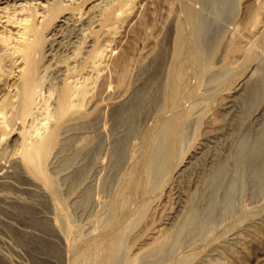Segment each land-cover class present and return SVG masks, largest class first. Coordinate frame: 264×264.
Wrapping results in <instances>:
<instances>
[{
	"label": "bare ground",
	"instance_id": "obj_1",
	"mask_svg": "<svg viewBox=\"0 0 264 264\" xmlns=\"http://www.w3.org/2000/svg\"><path fill=\"white\" fill-rule=\"evenodd\" d=\"M68 1L50 2L41 20L30 6L32 19L13 47L16 58L7 52L10 42L5 47L0 43V71L15 74L10 80L15 92L0 105V146L4 126L18 125L12 153L5 158L8 154L4 157L0 151V228L21 245L35 246L33 264H231L238 249L257 236L253 226L264 221V202L257 203L264 196V5L245 0V13L238 19V0H200V9L195 0H178L183 14L171 20L168 66L161 57L153 59L138 77L133 74L130 87L118 84L113 94L102 89L92 106L82 110L78 99L85 87L77 77L88 67L86 61L99 59V53L92 55L88 48L86 61L74 64L76 68L55 61L61 88L53 109H48L49 99L39 102V109L38 89L52 67L42 63L43 57L51 61L62 51L71 58L74 50L77 35L65 40L63 28L72 25L78 34L90 28L103 35L128 15L131 0H94L84 12L76 10L87 0ZM116 64L121 66L118 82L125 81L126 64ZM5 85L0 82V89ZM200 86L206 101L218 97L219 86H229L223 92L222 100H227L217 103L218 117L208 114L212 132L185 157L188 130L196 122L191 114L197 105L192 107L203 96ZM36 112L45 113L39 116L49 121L39 122L43 130L34 136ZM150 118L154 122L149 123ZM133 144L139 149L133 150ZM163 181H171V192L176 189L177 207L158 220L143 222L146 226L136 235L152 205L158 207L151 196ZM247 198L256 203L246 207ZM101 205L106 206L98 219L102 228L84 224L79 229L76 222L102 211ZM7 238L0 235L4 243ZM3 249L0 245V264H28Z\"/></svg>",
	"mask_w": 264,
	"mask_h": 264
},
{
	"label": "rangeland",
	"instance_id": "obj_2",
	"mask_svg": "<svg viewBox=\"0 0 264 264\" xmlns=\"http://www.w3.org/2000/svg\"><path fill=\"white\" fill-rule=\"evenodd\" d=\"M191 1L193 2V0H191ZM257 1H258V3H257ZM257 1L255 2L256 4L264 5V0H260V1L257 0ZM50 2L52 4V3H55L56 0H32V1L31 0H23V1L22 0H19V1H16V0H0V43L2 46L5 47V46H7V42H10L8 44V46L9 47L12 46V49L8 48L7 49L8 51L7 50L6 51L7 52L12 51V53H15V54H13V57L18 56V52H14V50H13V47L15 46L14 44H16L17 41H20L24 38L22 36L21 32L24 28L25 23H29V21H31V19H32V14H31L32 9L30 8V6L37 9L38 18H39V20H41L43 18V16H42L43 13H45V11H48V7L50 5L49 4ZM57 2H58V0H57ZM68 2L70 3V2H72V0H69ZM89 2L93 3L94 0H87L85 2L84 1L79 2L80 4H78V5L80 6V9H78L76 11L84 12V10L87 9L86 6L88 5ZM127 4L129 5V6H127V7H129V9L127 8V12H128L127 14L128 15H125L126 17L119 19L116 22L112 23L109 26V28L110 27L111 28L107 29L109 31L108 32L106 31L105 34H103V35H101L99 30L90 29V28L84 30V32L82 34H78V31H76L72 25H71L72 28H71V26H66L63 28L62 35H64L63 37L65 40H67V41L73 40V36L77 35V37L74 38L75 41L72 42L74 45V48H73L74 50H73V53H71V55H72L71 58H66L64 52H62V51H59L55 55L54 59L51 61L48 60V58L50 59V56L49 57L48 56L43 57L42 63H46V64L51 63L50 66H52V67H48L47 70L44 72V75L46 77L47 82L44 83V85L42 86L43 88L41 87V89L40 88L38 89L39 91H38L37 95L40 97L39 98L37 96L38 108L43 105V102H44V104H46L47 99H49L50 103L47 102V106H50V107H48V109L49 110L53 109V107H54L53 104H55V100L58 97V94L60 91L59 89L61 88V84H60L61 82H59L60 79L57 78V76H56V70H55L56 66H53V64L55 65V61L56 60L58 61V59H59L62 62H64L65 64L70 63L71 65L72 64L74 65L77 63L76 65L79 66L80 64H82V62L84 63L86 61V58H84V57L87 55L86 50L88 48H90V54H92V55H97L99 53V56H98L99 59H97V61H99V60L100 61L97 62L95 60L94 61L95 66H94L92 61L90 63L86 61L83 65L84 66L88 65V67H86V69L83 70V72L81 73L82 75H78V77H77V81L82 83V87H85V88H83L84 92H85V93L83 92L84 96L82 94L79 96V99H78L79 100L78 104L82 110H88L92 106L93 100L99 95L100 92L104 91L102 89H105V93L107 92V94H113V93H115V91L118 90L119 85L121 87H130L131 86L130 82H132L134 80V78H136L140 75V69H142V67H144L145 65H148L149 63H151V61L153 59H156V62H157L159 57H161V60H163V63L166 61L165 65L168 66L169 62H167V61L169 60V57H170L169 55H170L172 47H173V45H172L173 40L172 39H173V35H174V28H173L174 26H173L171 20L174 16H176V14L180 15L182 13V6H181L182 3L180 4L178 0H131V1H128ZM193 4H194V6H195V4H197L195 7H198V9H200V7L202 8V5H201L202 3H200V0H199V2H197V0H195V3H193ZM139 10H140L141 14L138 16L137 13L139 12ZM237 12H239V13H237L238 14L237 18L240 19L243 16V14L245 13V0L244 1L238 0ZM9 18L12 19V21H10ZM50 28H48V30H46V33L49 32ZM4 39H6V40H4ZM47 43L48 42H46V44H45L46 46H47ZM164 47L166 49L165 53L164 52L161 53L162 48H164ZM53 52L54 51H52V53ZM16 57H14V58H16ZM84 59H85V61H84ZM18 61H20V58L17 60V62ZM116 63H120V64H124V65L126 64L125 66H127L126 68L128 70L129 75H127V77H126L127 80L125 78L124 79L125 81H122L124 83L118 82L119 79L117 76H119L121 66L117 65ZM160 63H161V61L158 62V64H160ZM76 65H74V68H76ZM118 66H120V67H118ZM117 68H119L118 71H117ZM2 72L4 74H2ZM2 72L0 73V80H1L0 82L3 84L5 83L6 85L3 87V89L2 88L0 89V105L3 104V101L6 100V98L11 94V92L12 93L15 92L14 86L11 83L14 80L13 78H14L15 74L14 73L10 74L7 71H6L7 74L5 73V71H2ZM162 73L163 74L165 73L164 70H162ZM133 74L136 77H134ZM239 75L242 76L243 73L241 72ZM51 76H53V77H51ZM48 77L51 79V81ZM193 77L194 76H192L190 78L191 85H194L197 83L196 78L194 80ZM11 78L13 80H11ZM10 80H11V82H10ZM191 80L192 81L194 80V82H192ZM3 81H5V82H3ZM48 81H49V83H48ZM101 84H102V86H101ZM121 84H124V86H122ZM127 84H128V86H126ZM214 84L216 85L217 83H214ZM117 85H118V88H117ZM48 86L51 87V88L49 87V90H48ZM107 86H109V87H107ZM113 87H115L116 89H114ZM228 87L224 88L222 86H219L217 88V91L219 92V94H217L218 97L216 98L214 95L212 98L209 97L208 101H206L207 95H205L206 91L204 89V86H200L197 88V90H200L201 93H203L202 98L204 97L205 99L203 98V100H201L202 99L201 98L200 99L201 102H199L200 101L199 100L196 103L194 102L195 103V104L193 103L194 105L192 104L193 105L192 109L196 105H197V107L194 108L192 111L191 120L195 119V121H196L195 123H197L199 121L198 122L199 124L196 125L194 123V125L190 129L188 128L189 129L188 133L189 132L190 133L188 134L189 138L187 137V140H186L187 142L185 141V143H184L185 146H184L183 150L185 152L182 150V152H183L182 154H184L185 157L191 155L194 152L195 148L197 147V144L199 142H201L204 137H206L207 133L210 134L212 132V127H213L212 123L207 121L208 120L207 118L209 117L208 114L216 116L217 113L221 110L220 105H218L217 103L221 104V102L223 101L222 102V104H223L227 100V99L226 100H222V99L225 97V94H223V92H225L228 89ZM112 89H114V90H112ZM200 91H199V93H200ZM86 92H87V94H86ZM5 93H7V95ZM201 93H200V95H201ZM41 94H43L44 96ZM51 94H53L52 95L53 97L51 96ZM48 95H50V96H48ZM85 95H86V97H85ZM220 95L221 96L223 95V96L220 97ZM13 98L15 99L16 97H13ZM80 98H81V101H80ZM210 101L212 103H214V105ZM39 102L40 103L42 102L41 103L42 105ZM51 105H52V107H51ZM205 106L207 107V109L205 108ZM216 106L218 108H216ZM210 108H211V110H210ZM208 109L210 111H208ZM217 109H218V111H216ZM205 111H206V113H205ZM215 112H216V114H215ZM40 113L41 112H39V113L36 112V116L34 115V119L36 118V120H34V127H37V128H34L35 132H36V133L33 132L34 136L35 135L37 136V134L39 133L38 132L39 130H43L42 129L43 125L40 123H43L44 120H45V122L49 121L46 117H40L39 116V115L44 116L45 113H43V114L42 113L40 114ZM196 117H197V120H196ZM216 117H218V115ZM153 120L154 119L150 118L149 123H152ZM38 123H39V125H38ZM200 124H201V126H200ZM195 125L198 128H196ZM17 126L18 125H15L13 123H7V125L4 126L5 128H3L6 130L8 129V131L5 130V132L3 133L4 138L2 139L3 142L1 141V146H0V151H2L3 156L4 155L6 156L8 154L6 157L4 156L5 158L9 157V155L12 153V148H13L12 147L13 144H11L12 143V137H13V135H16L15 129L17 128ZM209 129H211V130H209ZM194 130L196 133L193 132ZM3 131L4 130H2V128H0V134H2ZM6 132H8L9 134L8 133L6 134ZM192 135H194V136H192ZM195 136H198V137H195ZM138 140H139L138 138L134 139L135 144H139V143H137ZM188 140H189V142H188ZM197 140H199V141H197ZM189 143H191V144H189ZM187 145L191 149L186 147ZM135 146L136 145L133 144V150L135 149ZM136 147H137V149H139L138 145ZM9 149H11V150H9ZM137 149H136V153H138V151H139ZM135 159L136 158H133L132 162H134ZM130 164H131V162L127 163V165H130ZM163 183H164V185H163ZM163 183H161L159 185L160 187L157 188L158 190L156 189L152 193L153 196H151L152 198L155 197V200L152 203L155 204L156 207L158 206L159 208L157 207L156 208L157 210H156V209H154L155 206L152 205L153 206V207H151L152 213H150V216L153 213L155 215L153 214L154 216H151V217L149 216V218H148L149 220L146 218L145 220H143L141 222V224L139 226L141 228L138 229V231L135 233L136 235H138V232H141L142 229H144L147 222L149 223V221L151 222V220H153V217L154 218L156 217L155 219L158 220L159 218L164 216L165 213H170L171 210L173 211L177 207V206H175L177 204V202H176L177 197H176V192H175L176 189L174 192H173V190H174L173 189L172 190L173 193H172L171 189H170L171 181H168V182L163 181ZM190 186H191L190 188L187 186H184V188L185 189L189 188L188 190H192L194 187L192 185H190ZM160 188L164 189V190H161ZM161 192H163V193H161ZM174 194H175V196H174ZM172 195L174 196V198ZM169 196H170V198H169ZM106 197L104 198L105 199L104 203L109 200V198H108L109 196H106ZM174 199H175V201H174ZM156 200H157V202H159L158 204L156 203ZM246 200L249 204L246 202ZM166 201H168V202H166ZM260 202L261 203L264 202V196H263V198L260 199V201H257V203H260ZM172 203H174V204H172ZM255 203L256 202H253V200H250L249 198L245 199V201H244V205L248 208L253 206ZM101 207L102 208H100V209L102 211L96 212V214H93V216H91V218H88L87 220L86 219H81V220L79 219L80 221H82V222L78 221L80 223L76 222L79 229H84V226H83L84 224H85V228H86V226H92V225L94 226L95 224L98 227L101 226L102 221H98V219L103 218L102 215L106 211V208H105L106 206L104 207V205L103 206L101 205ZM170 207H171V210H169ZM163 209H164V211H163ZM153 210H154V212H153ZM158 210H159V212L161 211L163 213H161V212L159 213ZM260 211H261V209L254 210V211L248 213L247 215H245L244 219L249 218L252 215L258 214ZM100 215H101V217H100ZM160 215H161V217H160ZM92 217H95V219ZM96 219H97V221H96ZM228 221H230V220H228ZM98 222L100 223V225L98 224ZM143 222L146 223L145 226H144ZM61 224L64 225L63 222H61ZM88 224H90V225H88ZM80 226H82L83 228ZM101 228H102V226H101ZM253 228L257 232V236L255 238H252V239L249 238L251 240H249V243H246L245 248H244L245 250L244 249H238V251H239V252L237 251L238 257L236 256V257H233V259H230L231 264H264V221L262 223L258 224L257 226H253ZM0 230H1L0 235H2V236L5 235L6 238L8 237L7 238L8 240L6 241V243L0 241V245L4 248L3 250L12 259L15 258L14 256H16L15 259L21 257L20 259L21 260L23 259L24 262H27L28 264H33L34 258H32V257L36 253L35 246L33 244H31V245L30 244H22L21 245V243L17 240L15 235L12 234L10 231H9L10 233L7 232L5 229H4L5 231H2V227L0 228ZM135 234L133 235L134 238L136 236ZM10 237L11 238L15 237V238L10 240L11 239ZM14 240H17V242ZM12 241L15 244H13ZM15 245H17V247ZM15 247H16L17 251H16ZM235 258H237V259L234 260Z\"/></svg>",
	"mask_w": 264,
	"mask_h": 264
}]
</instances>
